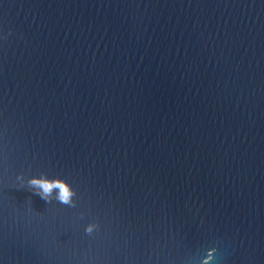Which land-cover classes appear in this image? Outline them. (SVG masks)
<instances>
[{"label": "water", "instance_id": "95a60500", "mask_svg": "<svg viewBox=\"0 0 264 264\" xmlns=\"http://www.w3.org/2000/svg\"><path fill=\"white\" fill-rule=\"evenodd\" d=\"M0 264H264V0H0Z\"/></svg>", "mask_w": 264, "mask_h": 264}, {"label": "snow or ice", "instance_id": "6c2138e0", "mask_svg": "<svg viewBox=\"0 0 264 264\" xmlns=\"http://www.w3.org/2000/svg\"><path fill=\"white\" fill-rule=\"evenodd\" d=\"M3 160V152H2V150H0V161H2Z\"/></svg>", "mask_w": 264, "mask_h": 264}]
</instances>
